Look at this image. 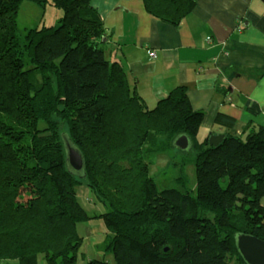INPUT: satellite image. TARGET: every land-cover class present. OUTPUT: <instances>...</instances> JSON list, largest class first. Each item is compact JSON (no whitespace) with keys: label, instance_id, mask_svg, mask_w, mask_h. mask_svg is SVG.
<instances>
[{"label":"trees","instance_id":"trees-1","mask_svg":"<svg viewBox=\"0 0 264 264\" xmlns=\"http://www.w3.org/2000/svg\"><path fill=\"white\" fill-rule=\"evenodd\" d=\"M22 1L0 0V261L76 264L80 226L101 218L102 257L85 264H246L235 235L264 240V126L226 133L216 146L199 140L202 112L185 88L149 108L123 64L105 56L90 0H29L63 15L21 38ZM193 2L144 0L172 23ZM214 121L235 124L219 114ZM180 135L194 155L195 193L183 169L158 191L150 157L177 149ZM64 137L83 156L81 177L67 166ZM83 184L107 211L85 209Z\"/></svg>","mask_w":264,"mask_h":264},{"label":"crops","instance_id":"crops-1","mask_svg":"<svg viewBox=\"0 0 264 264\" xmlns=\"http://www.w3.org/2000/svg\"><path fill=\"white\" fill-rule=\"evenodd\" d=\"M193 1L172 23L149 13L144 0H90L105 29V56L123 64L149 108L183 87L192 110L202 112L199 140L212 134L245 136L264 126V0ZM218 114L234 126L216 124ZM77 196L80 202L94 200L84 185ZM260 203L264 206V197ZM92 209L101 212L95 204ZM83 225V244L96 245L100 259L101 240L95 237L104 226L94 220ZM88 260L82 252L77 263Z\"/></svg>","mask_w":264,"mask_h":264},{"label":"rangeland","instance_id":"rangeland-1","mask_svg":"<svg viewBox=\"0 0 264 264\" xmlns=\"http://www.w3.org/2000/svg\"><path fill=\"white\" fill-rule=\"evenodd\" d=\"M17 30L19 36L22 38L25 34L26 30L33 27H41L45 26H57L60 22V19L63 15V12L60 8L52 6L50 4L41 7L36 3L23 0L17 10ZM194 155L193 153L187 150H177L172 149L171 151H166L164 153H158L150 157V175L154 179L157 190L161 191L164 188L175 185L176 179L180 176V170L183 169V173L187 178V188L192 190L195 193L196 190V173H195V165H194ZM84 185V184H83ZM86 186V185H84ZM89 189V188H88ZM94 198V197H93ZM82 202V200H81ZM94 204L101 209V212L107 211V208L98 202L95 198L93 200ZM92 201L87 199L85 202L81 204L85 207V209L89 213L95 212L92 209L94 205ZM95 223L103 225L101 218L93 219ZM98 220V221H97ZM85 224V223H84ZM83 224L80 226L81 234L84 235L83 232ZM103 230L104 227H102ZM105 233V231H103ZM103 234L97 235L95 237L96 240L100 239L101 242L99 245L103 246ZM84 243L81 252H84L86 257H90V259L96 257V245H90L87 249L85 248ZM102 250V249H99ZM88 255V256H87ZM42 258V256H41ZM106 259L111 260V257L108 255ZM78 264V263H77Z\"/></svg>","mask_w":264,"mask_h":264},{"label":"water","instance_id":"water-1","mask_svg":"<svg viewBox=\"0 0 264 264\" xmlns=\"http://www.w3.org/2000/svg\"><path fill=\"white\" fill-rule=\"evenodd\" d=\"M225 134H212L208 137V144L216 146ZM65 138V137H64ZM67 166L74 174L81 177L84 170L83 156L68 139H64ZM174 145L178 150L190 149V141L187 136L180 135ZM235 244L238 252L246 264H264V240L245 233L235 235Z\"/></svg>","mask_w":264,"mask_h":264},{"label":"built area","instance_id":"built-area-1","mask_svg":"<svg viewBox=\"0 0 264 264\" xmlns=\"http://www.w3.org/2000/svg\"><path fill=\"white\" fill-rule=\"evenodd\" d=\"M149 56L154 58V57H155V54H154V52H152V51H151V52H149Z\"/></svg>","mask_w":264,"mask_h":264}]
</instances>
